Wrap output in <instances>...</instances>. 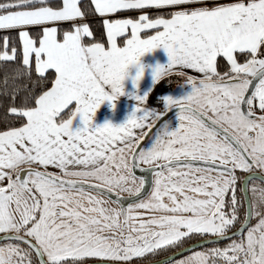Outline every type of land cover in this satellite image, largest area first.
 I'll return each instance as SVG.
<instances>
[{"label":"snow or ice","instance_id":"1","mask_svg":"<svg viewBox=\"0 0 264 264\" xmlns=\"http://www.w3.org/2000/svg\"><path fill=\"white\" fill-rule=\"evenodd\" d=\"M160 47L191 92L95 124ZM0 74V264H264V0H0Z\"/></svg>","mask_w":264,"mask_h":264},{"label":"crops","instance_id":"2","mask_svg":"<svg viewBox=\"0 0 264 264\" xmlns=\"http://www.w3.org/2000/svg\"><path fill=\"white\" fill-rule=\"evenodd\" d=\"M81 1L83 0H80V2ZM168 61V55L162 47L153 49L152 51L143 54L140 57L138 64H133L128 67L127 75L122 81L124 89L123 94L119 95L118 98L113 102L104 101L103 103H101L99 108L95 111V114L93 116V122L97 125H102L105 122H111L113 125H119L124 123L137 105L135 96L144 95L146 93L150 95V93L156 86L157 83H155L153 80V70L155 69V67L157 65H166ZM141 66L143 67V75L140 80L136 84H134V78ZM186 71H188L189 74H196L193 70ZM172 77L176 76L173 75ZM165 79L169 78L163 77L161 81ZM146 104L147 106L151 107L148 104V101L146 102ZM137 115H140V113L137 112ZM79 126H81V121L77 117L74 120V127ZM148 130L149 129L145 127L144 131L148 132ZM49 170H52L51 166H49Z\"/></svg>","mask_w":264,"mask_h":264},{"label":"rangeland","instance_id":"3","mask_svg":"<svg viewBox=\"0 0 264 264\" xmlns=\"http://www.w3.org/2000/svg\"><path fill=\"white\" fill-rule=\"evenodd\" d=\"M192 90L191 85L188 83L183 82L182 80H180L179 78L175 77V78H171L167 81H165L163 83V85L158 88L156 91L154 90L152 97L150 98L153 103L157 106H159L157 109L158 110H162L163 109V104L160 98L167 96V95H171L175 98H179L182 97L184 95H187L188 93H190ZM177 107H173L171 109H169L167 112H169L172 109H175ZM166 112V113H167ZM179 118L177 115H175L173 118H171L169 120V130H174L176 127H178L179 125ZM149 145H146V147ZM153 184H154V178H153ZM125 196H127V194H124ZM2 235V234H1ZM208 246V247H204L195 251H200V250H204L206 248L212 247ZM187 255H190L187 254ZM185 255V256H187Z\"/></svg>","mask_w":264,"mask_h":264},{"label":"water","instance_id":"4","mask_svg":"<svg viewBox=\"0 0 264 264\" xmlns=\"http://www.w3.org/2000/svg\"><path fill=\"white\" fill-rule=\"evenodd\" d=\"M179 109L178 108H175V109H172L170 110L169 112H167L165 114V117L162 118L163 119H166L168 122L171 118H173L175 115H177ZM162 120L161 121H157L155 126L156 127H159L160 123H162ZM155 128L153 129H149L148 132H152L154 131ZM149 138L146 137L143 141H141V146H146L148 143H149ZM134 174L141 177L144 181V185H143V189H142V192L139 194V197H133V198H125L123 200V203L124 204H128V203H131L133 201V199H138L140 197H146L150 191L152 190V186H153V176H154V173H153V170L150 169V168H144L143 170L139 169V168H134ZM115 197H113L114 199ZM0 243H4V241H0ZM223 243H227V241H222L221 244ZM208 246H211L210 244H203L201 245V247H193V244L186 247V248H191L193 251L195 250H198V249H201V248H204V247H208ZM190 252L188 251H185L183 254L184 255H187L189 254ZM176 258H181L180 256H176Z\"/></svg>","mask_w":264,"mask_h":264},{"label":"trees","instance_id":"5","mask_svg":"<svg viewBox=\"0 0 264 264\" xmlns=\"http://www.w3.org/2000/svg\"><path fill=\"white\" fill-rule=\"evenodd\" d=\"M90 2H91L90 0H83V1H81L80 4L82 6V10H83V8L86 5L90 4ZM156 12H159V10H152V13H156ZM85 21L87 23H89L90 28H92L94 30V32H96L97 35H98L101 29H100V27H97V25H98V23H100L101 26H102V23L100 21H98L97 17L90 15V16L87 17V19ZM65 27H67V24H65ZM172 78H175V77H172ZM2 79H3L2 74H0V80H2ZM167 80H169V79H165V80H162L159 83H157L156 86L154 87V89L152 90V92L150 93L149 98H148V104L151 107L156 108V109L159 107V106L155 105L150 98L152 97L154 90L156 91L158 88H160L163 85V83L165 81H167ZM0 115H2V109H0ZM190 243H193V242H189V243L185 244L184 247H186ZM168 253H172V251H169Z\"/></svg>","mask_w":264,"mask_h":264},{"label":"flooded vegetation","instance_id":"6","mask_svg":"<svg viewBox=\"0 0 264 264\" xmlns=\"http://www.w3.org/2000/svg\"><path fill=\"white\" fill-rule=\"evenodd\" d=\"M259 175V174H258ZM153 178H154V176H153ZM255 183L256 184H259L260 183V181L259 180H256L255 181ZM153 187V186H152ZM250 187H251V182H250ZM1 235V234H0ZM193 243H190L189 245H187L186 247H188V246H190V245H192ZM224 244V243H223ZM223 244H221V245H223ZM185 247V248H186ZM166 255H172V253H166ZM164 258V256H157V257H151L150 259H163ZM179 259V258H178Z\"/></svg>","mask_w":264,"mask_h":264}]
</instances>
